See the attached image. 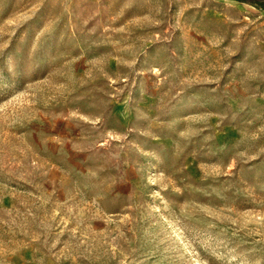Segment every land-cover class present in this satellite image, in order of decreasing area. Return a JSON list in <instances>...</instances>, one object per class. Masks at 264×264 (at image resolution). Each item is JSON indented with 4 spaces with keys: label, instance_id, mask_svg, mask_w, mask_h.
I'll return each mask as SVG.
<instances>
[{
    "label": "rangeland",
    "instance_id": "obj_1",
    "mask_svg": "<svg viewBox=\"0 0 264 264\" xmlns=\"http://www.w3.org/2000/svg\"><path fill=\"white\" fill-rule=\"evenodd\" d=\"M0 264H264V11L0 0Z\"/></svg>",
    "mask_w": 264,
    "mask_h": 264
},
{
    "label": "trees",
    "instance_id": "obj_2",
    "mask_svg": "<svg viewBox=\"0 0 264 264\" xmlns=\"http://www.w3.org/2000/svg\"><path fill=\"white\" fill-rule=\"evenodd\" d=\"M237 1L254 4L264 11V0H237Z\"/></svg>",
    "mask_w": 264,
    "mask_h": 264
}]
</instances>
